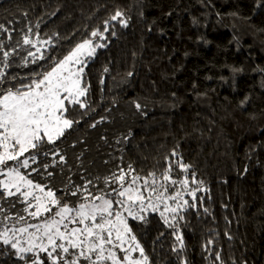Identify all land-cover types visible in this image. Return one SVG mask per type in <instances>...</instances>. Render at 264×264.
Masks as SVG:
<instances>
[{
	"label": "trees",
	"instance_id": "1",
	"mask_svg": "<svg viewBox=\"0 0 264 264\" xmlns=\"http://www.w3.org/2000/svg\"><path fill=\"white\" fill-rule=\"evenodd\" d=\"M117 9L129 23L111 21L107 40L96 41L107 47L85 69L89 108L70 113L83 119L56 145L66 163L45 170L59 157L38 155L30 164L39 172L21 171L76 204L82 197L67 196L66 186L93 180L95 193L105 187L95 178L129 165L133 175L155 173L159 184L168 164L177 179H183L177 162L189 164V190L200 191L195 207L177 218L179 233L158 212L147 213V223L128 221L150 264H213L216 252L223 264H264V0H0V24L9 30L0 29V40L4 50L17 49L8 73L23 78L48 70L49 58L103 31ZM25 34L34 45H23ZM28 51L46 59L33 64ZM193 173L202 185L191 184ZM184 199L193 204L186 192ZM25 206L11 211L27 216ZM180 233L183 249L175 239ZM0 264L24 261L9 252Z\"/></svg>",
	"mask_w": 264,
	"mask_h": 264
},
{
	"label": "snow or ice",
	"instance_id": "2",
	"mask_svg": "<svg viewBox=\"0 0 264 264\" xmlns=\"http://www.w3.org/2000/svg\"><path fill=\"white\" fill-rule=\"evenodd\" d=\"M129 19L117 9L103 22V31L99 28L91 31L89 38L75 44L66 55L59 59L49 58L48 70L33 73L30 77L21 78L8 73L7 69L11 67L9 59L17 49L4 50V41L0 40V177H3L0 179V245L7 246L0 256L11 252L24 264H45V260L49 264H150L129 225V219L147 223L146 214L158 212L163 223L179 233L177 218L183 219L180 213L187 207H195L196 193L200 188L189 190L187 172L191 165L180 161L177 166L183 179L172 176V164H168L162 173L163 182L159 184L155 173H150L149 177L133 175L135 170L129 165L127 171L120 168L110 176L95 178L105 185L97 188L95 193L89 188V185L96 187L93 180L73 185L72 190H67L66 186L67 196L82 197L76 204L69 203L67 199L62 202L50 187L35 183L21 171L31 169L39 172L30 164V161L32 164L37 162L38 155L59 157L58 161H52V165L43 164L45 170L55 164L66 163L65 156L56 145L83 119V116L72 119L70 113L89 108L86 98L90 84L85 69L97 49L107 47L106 43L96 41L107 40L105 33L109 32L111 21L119 20L121 26L127 27ZM0 29L9 31L3 24H0ZM28 33H31V28ZM111 35L115 36V31ZM8 38L11 39L10 33ZM34 43L29 34L23 36V45ZM43 43L51 44V38ZM27 56L32 57L33 64L46 59L42 52L37 56L35 52L28 51ZM24 62L27 65L26 59ZM18 79L20 83H13ZM135 106L137 109L141 107L139 103ZM96 123L90 127H96ZM46 145L51 146L49 151L40 152ZM47 175L51 177L53 173L48 172ZM197 183L203 184L195 180L193 173L191 184ZM177 184L180 188L170 193L169 186ZM185 192L192 197L193 204L189 205L184 199ZM9 198H15V202L5 208L3 205ZM16 203L26 205L22 211L27 216L20 212L12 213ZM29 217L36 223H30ZM175 239L183 249L182 233L176 234ZM212 242L210 240L208 244ZM204 247L207 249L208 245ZM28 254H31L30 260ZM216 261L223 264L219 252L215 253L213 264Z\"/></svg>",
	"mask_w": 264,
	"mask_h": 264
},
{
	"label": "rangeland",
	"instance_id": "3",
	"mask_svg": "<svg viewBox=\"0 0 264 264\" xmlns=\"http://www.w3.org/2000/svg\"><path fill=\"white\" fill-rule=\"evenodd\" d=\"M30 223H31V222H30ZM33 223H35V222H33ZM41 258H44V257H43V254H41Z\"/></svg>",
	"mask_w": 264,
	"mask_h": 264
}]
</instances>
